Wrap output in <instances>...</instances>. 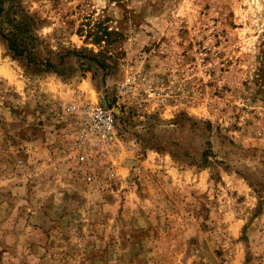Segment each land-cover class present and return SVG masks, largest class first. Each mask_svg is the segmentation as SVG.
I'll return each mask as SVG.
<instances>
[{
    "label": "rangeland",
    "instance_id": "rangeland-1",
    "mask_svg": "<svg viewBox=\"0 0 264 264\" xmlns=\"http://www.w3.org/2000/svg\"><path fill=\"white\" fill-rule=\"evenodd\" d=\"M2 1L0 264H264V0ZM79 103L117 139L75 163Z\"/></svg>",
    "mask_w": 264,
    "mask_h": 264
},
{
    "label": "built area",
    "instance_id": "built-area-1",
    "mask_svg": "<svg viewBox=\"0 0 264 264\" xmlns=\"http://www.w3.org/2000/svg\"><path fill=\"white\" fill-rule=\"evenodd\" d=\"M67 108L72 114L73 125L67 156L75 163L85 162L93 152H104L117 139L113 110L89 103L69 105ZM87 179H91L90 174H87Z\"/></svg>",
    "mask_w": 264,
    "mask_h": 264
},
{
    "label": "trees",
    "instance_id": "trees-1",
    "mask_svg": "<svg viewBox=\"0 0 264 264\" xmlns=\"http://www.w3.org/2000/svg\"><path fill=\"white\" fill-rule=\"evenodd\" d=\"M2 3L3 1L0 0V13H2ZM16 23H18V21L8 17L0 19V38L6 42L7 50L11 53L13 58L26 57L29 53L26 40L33 35L28 33V35L23 36V34L16 29ZM31 47L33 48L34 45H31Z\"/></svg>",
    "mask_w": 264,
    "mask_h": 264
},
{
    "label": "clouds",
    "instance_id": "clouds-1",
    "mask_svg": "<svg viewBox=\"0 0 264 264\" xmlns=\"http://www.w3.org/2000/svg\"><path fill=\"white\" fill-rule=\"evenodd\" d=\"M253 23H255V21H253ZM109 31H111V30L109 29ZM97 49H98V51H100L99 48H97ZM136 95H137V93H135V91H134L133 97H135ZM157 102H158V98H157ZM164 107H167V105H165ZM176 109H178L179 111H174L173 112L174 117H176L179 114L180 111H185L186 112V109H181L179 100L176 101ZM163 110H164L163 107H158V111L159 112H163ZM141 118H143V117H141ZM173 243L175 244L176 242L173 241Z\"/></svg>",
    "mask_w": 264,
    "mask_h": 264
}]
</instances>
